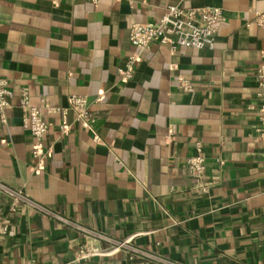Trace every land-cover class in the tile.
Segmentation results:
<instances>
[{
  "label": "crops",
  "instance_id": "crops-1",
  "mask_svg": "<svg viewBox=\"0 0 264 264\" xmlns=\"http://www.w3.org/2000/svg\"><path fill=\"white\" fill-rule=\"evenodd\" d=\"M222 7L214 49L171 53L155 43L119 75L137 49L135 22L165 8ZM0 0V77L15 91L0 119V180L68 222L34 207L11 210L0 193V264H264V133L256 69L264 62V0ZM179 76L194 84L178 86ZM33 103L68 106L86 96L93 130L62 133L59 113L45 112L50 148L31 153L19 90ZM100 138V140L96 139ZM201 141L209 188L193 190L188 160ZM222 161V163H221ZM129 240L122 248L77 259L83 245Z\"/></svg>",
  "mask_w": 264,
  "mask_h": 264
},
{
  "label": "built area",
  "instance_id": "built-area-1",
  "mask_svg": "<svg viewBox=\"0 0 264 264\" xmlns=\"http://www.w3.org/2000/svg\"><path fill=\"white\" fill-rule=\"evenodd\" d=\"M55 7L61 0H50ZM100 0H93L98 3ZM254 21L257 25L264 27V11H255ZM225 20V14L222 7L209 5L204 7H186L181 1L169 4L163 14L151 22H135L130 29V42L137 51L127 57L125 65L120 69L119 75L122 81L130 80L135 72L136 64L140 61L142 53L149 49L152 44L159 43L169 47L171 53H177L182 48L193 49H214L216 45L217 34L221 22ZM258 84V97L262 103L260 106V126L259 130L264 133V62L259 64L256 69ZM179 88L185 92H192L194 84L184 76H179ZM15 91L11 88L8 80L0 77V119L7 122V110L12 107V99ZM19 104L23 110L24 127L33 137L31 153L33 158L42 163L44 158L49 155L50 148L46 144L45 135L49 128V120L45 118V112L59 113L62 116L60 125L62 133H67L71 129L68 122V112H75L76 123L84 128L93 130L96 123V117L91 112L90 104L86 96L72 94L69 97L68 106H53L46 99H42L39 104L33 103L30 91L27 87L19 90ZM100 140V138L96 137ZM196 152L188 160L189 170L195 178L193 190L202 193L209 188L205 181L207 173V160L204 151V144L197 141L195 144ZM222 163V161H221ZM0 193L5 195L10 202L11 210L18 207H37L45 213L55 216L68 222L65 218L45 206L32 200L21 188L7 185L0 180ZM7 225L0 226L1 232H6ZM88 235L98 239H104L111 243L110 247L103 248L96 245H83L79 251L77 259H85L93 256L109 255L122 248L128 249L133 253L145 254L140 248L130 245L129 240L115 241L102 233L94 232L86 228H81ZM262 264V263H260Z\"/></svg>",
  "mask_w": 264,
  "mask_h": 264
},
{
  "label": "trees",
  "instance_id": "trees-1",
  "mask_svg": "<svg viewBox=\"0 0 264 264\" xmlns=\"http://www.w3.org/2000/svg\"><path fill=\"white\" fill-rule=\"evenodd\" d=\"M260 101H261V99H260ZM261 103H262V101H261ZM94 115V114H93Z\"/></svg>",
  "mask_w": 264,
  "mask_h": 264
}]
</instances>
